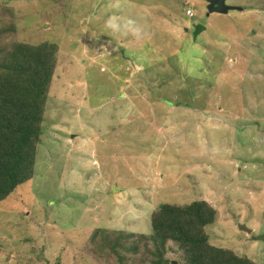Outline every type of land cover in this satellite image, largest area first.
Returning a JSON list of instances; mask_svg holds the SVG:
<instances>
[{"label": "rangeland", "instance_id": "1", "mask_svg": "<svg viewBox=\"0 0 264 264\" xmlns=\"http://www.w3.org/2000/svg\"><path fill=\"white\" fill-rule=\"evenodd\" d=\"M225 2L0 0V46L58 45L33 175L0 203V264H150V213L196 199L212 243L264 264V0Z\"/></svg>", "mask_w": 264, "mask_h": 264}, {"label": "trees", "instance_id": "2", "mask_svg": "<svg viewBox=\"0 0 264 264\" xmlns=\"http://www.w3.org/2000/svg\"><path fill=\"white\" fill-rule=\"evenodd\" d=\"M57 51L56 43L46 41L34 44L16 40L9 47L0 46V203L33 175ZM215 215V208L206 199L160 204L149 215L151 233L145 237L161 247L157 254L153 243L155 252H151L154 257L150 264H172V260L163 258L166 241L175 244L184 264H260L210 241L205 227L214 221ZM113 234L116 236L115 231ZM122 235L130 238L133 234ZM89 239L94 244L98 239L106 247L114 244L105 230L96 229ZM120 239L116 238L118 242ZM118 244L122 243L114 245L119 248ZM133 248L135 251L136 247ZM112 252L123 264L122 252Z\"/></svg>", "mask_w": 264, "mask_h": 264}, {"label": "water", "instance_id": "3", "mask_svg": "<svg viewBox=\"0 0 264 264\" xmlns=\"http://www.w3.org/2000/svg\"><path fill=\"white\" fill-rule=\"evenodd\" d=\"M205 2H206V13H205L206 16L214 12L220 14H226L229 10H235L238 8V6L227 4L225 0H205ZM191 27H192L193 39L196 38L199 32L205 30L206 28V26L201 23H193ZM172 264H176L175 261H172Z\"/></svg>", "mask_w": 264, "mask_h": 264}, {"label": "clouds", "instance_id": "4", "mask_svg": "<svg viewBox=\"0 0 264 264\" xmlns=\"http://www.w3.org/2000/svg\"><path fill=\"white\" fill-rule=\"evenodd\" d=\"M109 27H111L114 31L118 30V26L112 21H109Z\"/></svg>", "mask_w": 264, "mask_h": 264}, {"label": "built area", "instance_id": "5", "mask_svg": "<svg viewBox=\"0 0 264 264\" xmlns=\"http://www.w3.org/2000/svg\"><path fill=\"white\" fill-rule=\"evenodd\" d=\"M187 14H189L190 16L193 15V12L191 11V9H188V10H187Z\"/></svg>", "mask_w": 264, "mask_h": 264}]
</instances>
